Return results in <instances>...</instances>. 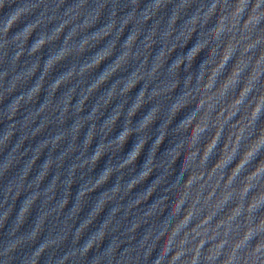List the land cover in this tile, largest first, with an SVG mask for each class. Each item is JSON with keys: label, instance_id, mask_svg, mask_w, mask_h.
<instances>
[{"label": "clouds", "instance_id": "1", "mask_svg": "<svg viewBox=\"0 0 264 264\" xmlns=\"http://www.w3.org/2000/svg\"><path fill=\"white\" fill-rule=\"evenodd\" d=\"M193 47H195V45H194ZM190 51H191V49L189 50V52H190ZM117 58H118V57H117ZM114 62H115V61H114ZM114 62H113V63H114ZM109 66H110V65H109ZM109 66H108V67H109ZM108 67H107V68H108ZM107 68H106L104 71H106ZM102 74H103V73H102ZM102 74H101V75H102ZM136 144H137V143H136ZM135 147H136V145H135ZM135 147H134L133 151L135 150ZM133 151H131L128 155H130ZM90 250H91V249H90ZM88 252H89V251H88Z\"/></svg>", "mask_w": 264, "mask_h": 264}]
</instances>
